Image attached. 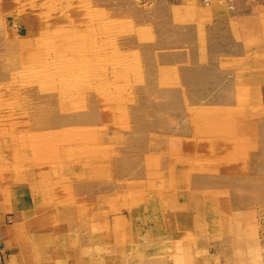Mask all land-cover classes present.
<instances>
[{"label":"rangeland","instance_id":"1","mask_svg":"<svg viewBox=\"0 0 264 264\" xmlns=\"http://www.w3.org/2000/svg\"><path fill=\"white\" fill-rule=\"evenodd\" d=\"M124 2L0 0L2 262L264 264V34L195 62Z\"/></svg>","mask_w":264,"mask_h":264},{"label":"crops","instance_id":"2","mask_svg":"<svg viewBox=\"0 0 264 264\" xmlns=\"http://www.w3.org/2000/svg\"><path fill=\"white\" fill-rule=\"evenodd\" d=\"M141 1V3L137 4L134 0H125L124 3L130 6L141 7V12H139L140 19L150 24V28L153 30L152 37H157V40L165 38L166 45L172 47L174 51L191 53L192 55L188 58L195 62L199 60L197 53H199L201 44V42H198L200 33H202L199 26H204L206 45L210 46L209 48L219 43L223 45L227 41L230 46L235 45L238 55L246 51L248 38H260L264 34V29H262L261 25V21L264 20V0H243V3L252 5V11L247 12L237 11L238 7H236L235 12L227 11L216 0H211L209 6H205L201 0ZM241 3V0L236 1L237 6ZM182 26L190 29L193 33L189 41L180 40L176 36L178 35L176 29L179 31ZM219 30L224 32V42L223 40L219 42L216 39L218 32H220ZM180 36L184 37L185 35L180 34ZM235 37L240 42H236ZM224 51L232 52V48ZM217 59L220 60V57L211 58L210 60L217 61ZM194 67L208 68L217 67V65L210 64L209 66H205L195 64ZM0 264H5V260L4 262H0Z\"/></svg>","mask_w":264,"mask_h":264},{"label":"built area","instance_id":"3","mask_svg":"<svg viewBox=\"0 0 264 264\" xmlns=\"http://www.w3.org/2000/svg\"><path fill=\"white\" fill-rule=\"evenodd\" d=\"M229 1H230V0H229ZM205 2H207V1H205ZM3 258H4V251H3V248L0 247V262L3 261Z\"/></svg>","mask_w":264,"mask_h":264}]
</instances>
